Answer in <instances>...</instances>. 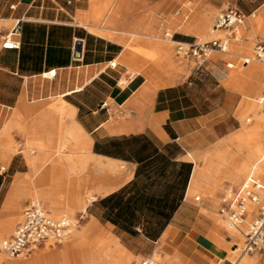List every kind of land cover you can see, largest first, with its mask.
<instances>
[{
    "label": "crops",
    "instance_id": "0c3cea01",
    "mask_svg": "<svg viewBox=\"0 0 264 264\" xmlns=\"http://www.w3.org/2000/svg\"><path fill=\"white\" fill-rule=\"evenodd\" d=\"M101 1L0 0V169L1 161L9 163L0 170V218L21 198L46 194L50 183H56L55 164L41 165L46 157L40 154H29L28 164L24 153L35 134L44 135L51 120L65 115L64 126H59L63 143L72 142L86 153L90 192L97 193L80 214L84 218L80 237L63 253H93L94 242L104 235L136 257L155 252L154 258L161 259L157 264H227L228 249L233 254L241 240L203 212L214 213L221 194L197 204L193 193L211 187L204 181L202 159L215 152L222 161L229 157L226 146L235 142L243 127L242 92L223 61H209L205 74L194 68L175 83L181 68L168 55L170 62L158 70L155 64L161 61L148 64L147 56L154 50L149 42L112 27L123 22L130 9ZM195 1L201 13L221 14L234 7L246 21L264 6V0ZM108 8L112 12L106 13ZM100 11L104 14L98 20ZM209 20L175 30L177 41L192 43L197 41L194 35L205 40ZM18 21L21 32L14 39L19 48H3L2 41ZM12 23L11 29L4 26ZM78 42L80 57L75 55ZM119 63L129 71L117 69ZM74 129L81 131L77 138ZM85 138L87 149L82 145ZM14 143L20 146L18 151ZM32 143L39 153H49L42 151L41 142ZM231 157L234 162L235 155ZM77 165L74 160L70 170L77 171ZM29 177L34 191L20 192L21 182ZM230 179L238 181L241 176L233 174ZM231 237L238 240L232 246ZM76 259L89 264L82 257ZM69 260L65 259L67 264Z\"/></svg>",
    "mask_w": 264,
    "mask_h": 264
},
{
    "label": "rangeland",
    "instance_id": "374dc122",
    "mask_svg": "<svg viewBox=\"0 0 264 264\" xmlns=\"http://www.w3.org/2000/svg\"><path fill=\"white\" fill-rule=\"evenodd\" d=\"M101 3H107L109 6L123 3L125 5L123 8L126 9V7H128L130 9V14L124 17L123 22L113 23L112 27L118 28L116 30L139 34L143 40L149 42V46L156 50V52H154V50L151 52V55L154 57L153 62H160V59L165 60L167 52L171 51L174 54V58H171L170 60L172 61V64L175 63L179 66V68H181L175 83L185 80L195 68V63L193 60H183L176 57V44L172 45V41L168 42L170 38H167L165 33L169 32L173 35L175 30H184L191 24H200L204 19L206 20L207 17H210V20L207 23V30L210 32L212 30V32H214V21L220 13V11H216L214 13H201L195 0H102ZM263 11L264 6L256 13L254 19L251 18V20L254 23L258 22ZM103 12L104 11L98 12V20L103 18ZM105 12L110 13L112 10L108 8ZM107 17H109V14ZM13 25L14 24L12 23L4 26L11 29ZM214 33L215 36L211 38L207 37L206 40H199L197 35L194 36L197 37L196 40L198 42L210 41L216 37L222 36V33L220 32ZM174 40L177 41L176 33ZM3 42L4 40L1 45H3ZM261 42H264V26L259 29L257 25H249L248 21H246L245 25L241 28L239 40L230 42L229 52L233 55L228 56L215 54L211 58L212 62H224L225 67L230 72L231 79L236 81L240 91L242 92L243 100L240 105V111L244 109V115L241 119L243 127L240 133L245 136L244 139L253 133V128L256 124V119L253 118V113L255 114L257 112V110L254 109L256 105L258 107L259 116L264 117V103L259 104L262 100H264V68L257 62H251L248 67H244L241 57H252L255 47ZM163 64H155L156 69L159 70ZM228 64L233 65V68H228ZM117 69L129 71V67L122 63L117 65ZM251 73H253V75H251ZM254 76L256 77L254 78ZM49 102H54V100ZM243 102H245V107L243 106ZM57 118V120H51L49 122L50 129H47L44 132V135L35 134V136L28 143V152L24 153L28 164L29 154H34V156H37L38 154L45 156L46 159L41 161V165L50 162L55 164L56 174L53 179H55L56 183L52 185V183L49 182L51 184L49 186L50 191L46 192V194L37 196L27 195L26 197L21 198L22 201L19 204L10 206L6 215L3 218H0V239H7L13 235L17 225L23 219L25 205L31 200L36 199L40 201L44 209L50 212L53 216V211L58 208L53 206L54 203L52 202H58L60 204V211L63 213L66 212V214L56 218L67 217L74 220L77 219L82 212H84V209L81 207L82 202L79 203V201H84L83 203H85L87 199L92 196V194L95 195L97 193L90 192V190H92L91 170L85 157L86 153L81 151L80 148L78 149V147H76L72 142L63 143L65 138H62V131H59V126H64L65 115H59ZM246 118L250 119L243 122ZM34 140L41 142L43 144L40 147L42 151H49V153H39V151L35 149V144L32 143ZM245 144V150L241 151L238 148V144L231 140L225 149L229 151V157H226L225 161H222V159L217 156L218 152L207 154L202 159L204 162L203 172L206 173L204 181L208 187H211L207 191L197 190L193 193V196L194 202L200 204L202 201L209 202L211 199H216V193L221 194L215 201L214 213H210L206 210H203V212L209 217L215 219L224 231L229 234L231 232L233 236H236L241 240L239 248H237L233 254L231 252L232 248L230 247L228 249L227 260L232 262L239 261V264H246L247 261L250 263L251 260H253L254 264H264V249L253 254L242 253L245 241L244 235L247 231L248 224L251 221L242 224L238 229L233 231L228 229V222L218 214L222 198L226 191L231 187H239L254 167L256 168V171L258 170V163L255 160H253L255 161L254 163H251L253 156L256 155L255 152L258 149L257 145L252 142H246ZM14 145L16 147L15 150L18 151L20 146L15 143ZM31 149L34 151L31 152ZM232 155H235L236 157L234 162V158L231 157ZM74 160L78 164L77 171L75 172L69 168L70 165L73 164ZM241 161H243V164L236 167L234 170L233 165ZM1 162L3 167L8 168V162ZM223 162L225 163L223 164ZM229 162L232 163L229 164ZM81 167H83V169ZM79 168L81 169L78 170ZM233 174L240 175L241 179L238 181L230 179V176ZM40 175L41 174H39V176ZM258 175L261 178H264V174L258 173ZM43 180L46 181L47 176L43 177ZM20 185V192L25 193L30 190L34 191L33 182L30 177L27 181L21 182ZM197 197L200 198V201H196ZM80 231L81 225L78 229H75L73 234L66 239L62 245L58 246L54 243H47L45 246L40 247L28 256L23 255L11 258L4 253H0V263L10 264V262L14 260L24 259L26 262L25 264H67L65 259H70L69 264H80L76 258L82 257L83 259H87L88 262H86L89 264H115L116 258L114 257V254L117 244L115 241L108 239L104 235H100L94 242L95 252L93 253H91V251H84L83 254L79 255H75L73 251H69L67 254L63 253L62 249L69 248L75 243L76 238L80 237ZM237 238H230L231 246L238 242ZM45 251H48L51 254L47 257H36V254ZM160 252L165 253V250H160ZM130 254L131 259H129V264H140L144 259V256L136 257L134 254ZM90 260L94 262L92 263ZM155 260L158 263L161 262V259L159 258H155Z\"/></svg>",
    "mask_w": 264,
    "mask_h": 264
},
{
    "label": "built area",
    "instance_id": "2783aa9c",
    "mask_svg": "<svg viewBox=\"0 0 264 264\" xmlns=\"http://www.w3.org/2000/svg\"><path fill=\"white\" fill-rule=\"evenodd\" d=\"M245 22L246 16L239 9L229 8L219 14L214 21L213 29L222 33L221 37L205 42L176 41V57L193 60L196 72L200 75L205 74V64L211 61L213 55H233L229 52L230 42L239 40L241 28ZM20 32V21H18L5 36L3 48L18 49L20 45L14 37ZM165 36L172 40L175 39V34L171 35L169 32H166ZM241 60L244 67L251 62H257L264 68V42L257 44L252 57H241ZM227 66L233 68L231 64ZM5 169L2 167L0 170L5 171ZM250 207H254L255 210L249 212ZM218 214L228 222L230 227L235 229L244 224L251 215L253 220L244 235L242 253L253 254L264 249V178L258 175L255 167L239 187H231L226 191ZM83 220V216L74 220L67 217L56 218L44 209L40 201L31 200L25 205L23 219L17 225L13 235L7 239H0V253L16 258L23 255L28 256L47 243L60 246L73 234L75 229L80 227ZM154 254L155 252L144 257L140 264H157ZM227 264L239 263L228 260Z\"/></svg>",
    "mask_w": 264,
    "mask_h": 264
},
{
    "label": "bare ground",
    "instance_id": "6f19581e",
    "mask_svg": "<svg viewBox=\"0 0 264 264\" xmlns=\"http://www.w3.org/2000/svg\"><path fill=\"white\" fill-rule=\"evenodd\" d=\"M255 17V16H254ZM252 18V17H251ZM251 18H247V21H248V23H251ZM254 23V22H253ZM255 25H257L258 27H259V29H261L263 26H264V11L262 12V15H261V18H260V20L258 21V22H256L255 23ZM92 32H94V33H96V34H98V35H100V36H103V37H108V38H110V39H115L116 38V36L115 35H110V34H106V33H104V32H97V31H95V30H92ZM213 36H215V33L214 32H210L209 33V35H208V38H211V37H213ZM206 40V39H205ZM124 45L126 46V48H128V46L130 45V43L129 42H127V41H125L124 42ZM148 45H149V43H148ZM167 55H168V58L169 59H171V58H174V54L170 51V52H167ZM153 59H154V57H153V55H148L147 56V60H149L148 61V64H152L153 65ZM160 61H161V63L163 64V63H168V62H170L168 59H165V60H161L160 59ZM251 75H253V73H251ZM256 76H254V78H255ZM264 103V100H262L259 104H263ZM65 109H66V113H68V115H69V117H72V113L70 112V108L69 107H67V106H65ZM255 110H257V112L254 114L253 113V118H255L256 119V124H255V126H254V128H253V133L251 134V135H248L247 137H246V139H244L245 138V136L244 135H242V133H240V134H238V136H237V138H236V140H235V142L238 144V148L242 151V150H245V143L247 142V143H250V142H252V143H256V145H257V150H256V155L255 156H253V159L252 160H255L257 163H258V173L259 174H264V161H263V158H264V117H260L259 116V113H258V107H257V105L255 106V108H254ZM250 118H246L245 120H244V122L245 121H248ZM80 134H81V131H80V129H74L73 131H72V135L74 136V138H77V136H80ZM246 135H247V133H246ZM83 136V135H82ZM83 140V139H82ZM246 140V141H245ZM83 144L82 145H84L83 147H85L86 149L89 147L88 146V140L85 138V140L82 142ZM30 155H32V154H30ZM72 171H74V169L72 168ZM94 199V196L92 195L91 197H89L88 199H87V201L85 202V203H81V207L84 209V211H85V208H86V206H87V204L88 203H90L92 200ZM52 203H54L53 204V206H55L56 208H58V209H56V210H54L53 211V214H54V216L55 217H59V216H62L63 214H66V212L65 213H63L62 211H60V209H59V203L57 202H52ZM51 207V206H50ZM255 209H254V207H250L249 208V212H253ZM68 213H70V212H68ZM68 215H70V214H68ZM68 215H65V216H68ZM252 220H253V217L250 215L249 217H248V219L245 221V223H247V222H249V221H251L252 222ZM250 222V223H251ZM249 223V224H250ZM248 224V225H249ZM228 227V229L229 230H236L235 228H232V227H230L229 225L227 226ZM238 229V228H237ZM247 232V231H246ZM117 244V243H116ZM51 253L50 252H48V251H45V252H42V253H39V254H36V257H42V256H49ZM131 254L130 253H128L127 251H125V250H123L120 246H119V244H117L116 245V250H115V254H114V257L116 258V262H115V264H129V259H131V256H130ZM155 258H159L160 259V257L159 256H156ZM26 262H25V260L24 259H17V260H14V261H12V262H10V264H25ZM157 263V262H156ZM239 263V262H238ZM249 262L247 261L246 262V264H248Z\"/></svg>",
    "mask_w": 264,
    "mask_h": 264
},
{
    "label": "water",
    "instance_id": "95a60500",
    "mask_svg": "<svg viewBox=\"0 0 264 264\" xmlns=\"http://www.w3.org/2000/svg\"><path fill=\"white\" fill-rule=\"evenodd\" d=\"M24 2L25 3H30L31 0H24ZM81 51H82V43L81 42H78L76 44V52H75L76 57H80Z\"/></svg>",
    "mask_w": 264,
    "mask_h": 264
}]
</instances>
